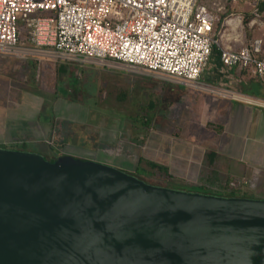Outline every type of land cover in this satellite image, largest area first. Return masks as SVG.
Here are the masks:
<instances>
[{
    "label": "water",
    "instance_id": "water-1",
    "mask_svg": "<svg viewBox=\"0 0 264 264\" xmlns=\"http://www.w3.org/2000/svg\"><path fill=\"white\" fill-rule=\"evenodd\" d=\"M0 264H264V199L0 147Z\"/></svg>",
    "mask_w": 264,
    "mask_h": 264
},
{
    "label": "crops",
    "instance_id": "crops-1",
    "mask_svg": "<svg viewBox=\"0 0 264 264\" xmlns=\"http://www.w3.org/2000/svg\"><path fill=\"white\" fill-rule=\"evenodd\" d=\"M206 5L217 15L218 12ZM236 44L233 43L239 47ZM32 60L29 58L26 62ZM103 71L107 70L87 64L58 62L54 69L56 86L50 92L49 105L45 106L43 99L36 102L33 94L37 91L31 92L33 99H29L33 102L20 104L9 111L7 123L12 126L9 135L14 141L27 142V150L46 157L69 154L112 160L119 157L110 148L121 141V135L126 134L122 129L127 127L129 133L125 136L129 135L131 139L125 143L144 139V146L137 147L134 171L140 165L139 159H143L164 167L167 175L162 174L172 180L178 178L181 182L191 181L220 190L228 179L240 192L254 193V198L264 199V106L179 84L158 86L139 77L144 74L112 69L107 73ZM109 73L140 81L125 90L116 82L119 77ZM199 81L217 90L264 100V88L259 80L245 70L223 67L216 53L201 72ZM158 87L160 92L156 93ZM142 93L149 96L144 107L140 102ZM114 94L122 103L127 98L135 102L131 115L120 105H99ZM178 96L175 101L173 97ZM58 101L69 106L74 115L64 119L53 114L50 106ZM176 102L184 103L183 109L188 113L182 118L179 133L173 131L170 115L165 110ZM161 104H164L162 109L159 108ZM33 107L38 109L37 112ZM60 120L66 125L58 126ZM89 124L94 128L88 130ZM173 132L174 138L171 137ZM94 154H101V157Z\"/></svg>",
    "mask_w": 264,
    "mask_h": 264
},
{
    "label": "built area",
    "instance_id": "built-area-1",
    "mask_svg": "<svg viewBox=\"0 0 264 264\" xmlns=\"http://www.w3.org/2000/svg\"><path fill=\"white\" fill-rule=\"evenodd\" d=\"M250 11L253 26L259 16L254 5ZM219 21L202 0H0V53L152 75L264 106V100L199 81L215 49L223 67L245 70L264 88L262 38L236 48L242 18H225L217 30Z\"/></svg>",
    "mask_w": 264,
    "mask_h": 264
},
{
    "label": "rangeland",
    "instance_id": "rangeland-1",
    "mask_svg": "<svg viewBox=\"0 0 264 264\" xmlns=\"http://www.w3.org/2000/svg\"><path fill=\"white\" fill-rule=\"evenodd\" d=\"M202 1L208 4L211 7L212 11L218 12L217 11L218 8L223 7L222 10L224 14H222V17L224 16L225 18H229L231 16L239 15L243 21L245 20L247 14H249L253 6V3L250 2H246L245 4L243 2H238L234 4L231 3L230 0H202ZM216 14L219 17H221L219 12ZM243 23H244V27L248 29L244 30V28H242L241 30H239V36L240 39L242 40L241 43H237V44L235 43L236 45L243 46L247 44V42L243 41L245 31H248L247 36L249 39L253 37L264 38V11L262 12V21L260 20L257 21V24L255 23L256 26H251L250 23H248V27H246L245 21ZM226 34L227 31H225V35ZM21 37H23V33L21 34ZM39 63L40 65L41 63H43L45 64V66H43L42 64V66L38 67ZM57 63L58 62H55L51 59L42 58V57L40 58V60L33 59L31 63H29L26 61H20L17 58L6 56L0 53V143L10 140L14 141V139H12V137L9 135L11 134L10 128H12V126L8 125L7 123V119L9 118L8 116L10 115V112H12L10 110H13L16 106L20 104L23 105L26 103L28 104L29 101L33 102L32 100L29 99V98L33 99L32 96L30 95L31 92L37 91L36 94H33L34 100L36 102L38 101L39 103L43 99L44 105L45 106H47V104L49 105V103L51 102L50 92L56 86L54 69ZM97 68L109 71V68H102L99 66ZM107 71H103V73H107ZM109 74H111L112 76L119 77L118 78L119 81L116 79V82L120 85V87H123L125 90L130 89V86L133 84H139L138 81H140L139 79H131L130 77L116 75L114 73L113 74L109 73ZM139 77H145V79L155 82V84L158 86H160L161 84H168V83L175 85V83L154 77L152 75L144 74ZM101 82L102 81H100V84ZM141 82H144V80ZM63 90L65 89L63 88ZM145 90L148 91L149 89L146 88ZM157 90L158 91H156V93H159L160 92L159 87L157 88ZM115 96L116 95L114 94L106 97V100H104V102H102L99 105H103V106L120 105L122 106L121 108L125 109V111H127L128 114L131 115L132 112L135 110L133 107L135 102H132L131 98L130 99L127 98L122 103L118 101ZM141 96L142 97L140 102L144 107L148 102L147 100L149 96L145 95V93H142ZM179 97L180 96L173 97V99L174 100L179 99ZM152 99H154V97H152ZM155 99H157V97H155ZM50 107H52L53 114L62 116L64 119H67L68 117L70 118L71 116L74 115V112L71 111V108L69 106H63L59 101L52 104ZM163 107L164 104H161L159 108L162 109ZM33 108H35L34 112H37L38 109L36 107ZM183 108H184V103L181 104L179 102H176L171 106L168 105L167 109H165L170 115L172 121V127H173L172 129L173 131L176 130L177 131L176 133H179L180 123L182 121V118H185V115L188 114L184 111ZM79 110L81 109L79 108ZM57 122H58V126L66 125V122L64 120H60ZM92 126L93 125L89 124L87 129L90 130L91 128H94ZM128 129L129 128L124 127L122 129V133L124 132H126V134L129 133ZM125 135L122 134L121 141H118L117 142L118 144L110 148L111 150H114L118 153L117 156L119 158L117 159L115 158L112 160L108 158L106 160H100L99 158L87 157L84 159H91L94 161H98L116 167L127 173H135L134 171L135 164L133 163H135L136 158L138 156L137 147L144 146L143 143L144 139L140 138L141 139L140 141H135L133 143L131 142L132 144H129V143H125V141L130 140L131 137L129 135L128 137ZM171 137L173 138L175 137V132L171 133ZM25 147L28 148L29 145L26 144ZM95 157H101V154L100 156L95 155ZM139 166L143 168V170L139 168V171L141 172L145 171L147 173L145 175H142L143 180L147 181L150 184L161 185V186H166L175 189H182L187 191L204 192V193H212V194L218 193V195H221L219 194L221 190L219 191L218 189L207 187L208 185H201V184L193 183L191 181L181 182L178 178H174V180H172L173 178H169L168 176L158 172L156 169L149 168L144 161H142ZM204 186H206L207 188H205ZM238 195L239 196L244 195L246 197H251V198L255 197L254 193H250V192L243 193V191L238 193Z\"/></svg>",
    "mask_w": 264,
    "mask_h": 264
},
{
    "label": "trees",
    "instance_id": "trees-1",
    "mask_svg": "<svg viewBox=\"0 0 264 264\" xmlns=\"http://www.w3.org/2000/svg\"><path fill=\"white\" fill-rule=\"evenodd\" d=\"M253 5H254V8L256 9V13H257V15L259 16V20L260 21H262V12L264 11V0H258L257 2H254L253 3ZM224 13V12H223ZM222 14V13H221ZM255 17V14L252 12V11H250L249 12V14H247V17L245 18V26L246 27H248V23L250 22V20L251 19H253ZM225 19V17L223 16L222 17V15H221V17H220V21H219V23L216 25V29L218 30L219 28H221V23H223V20ZM243 20H242V28H244V30L245 29H248V28H245L244 27V22ZM253 26H256V24H254ZM248 31H245V34H244V39H243V41H245V42H249V41H251L253 38H255V37H253V38H248ZM262 41H263V45H264V38H262ZM213 53H216L217 54V51L214 49L213 50ZM26 144H27V142H25V141H14L13 143H10V144H6V143H0V147H7V148H16V149H24V150H27V147H25L26 146ZM57 155H59V154H56V156ZM62 155V154H61ZM49 159H51V158H54V157H48ZM142 161H144L143 159H139V164L142 162ZM145 162V164L149 167V168H151V169H156L157 171H159V172H161V173H164V174H166L167 175V172H166V169L164 168V167H162V166H159V165H156V164H153L152 162H149V161H144ZM139 168H141L140 166H138V167H136V169H135V173H131V174H134V175H136L137 177H139V178H142V175H145V174H147L145 171L144 172H141V171H139ZM142 170H143V168H141ZM143 179V178H142ZM225 183H226V185L225 186H223V188L222 189H220L219 191H220V193L219 194H221V195H226V196H239L238 195V193H240L239 192V189H238V187H234L232 184H231V181L230 180H225ZM218 194V193H217ZM240 197H246V196H244V195H241Z\"/></svg>",
    "mask_w": 264,
    "mask_h": 264
},
{
    "label": "bare ground",
    "instance_id": "bare-ground-1",
    "mask_svg": "<svg viewBox=\"0 0 264 264\" xmlns=\"http://www.w3.org/2000/svg\"><path fill=\"white\" fill-rule=\"evenodd\" d=\"M230 24H233L235 26V24H237V20L235 21H229Z\"/></svg>",
    "mask_w": 264,
    "mask_h": 264
}]
</instances>
